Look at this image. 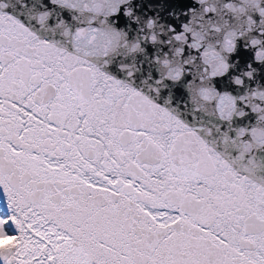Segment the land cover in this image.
I'll list each match as a JSON object with an SVG mask.
<instances>
[{
  "label": "snow or ice",
  "instance_id": "snow-or-ice-1",
  "mask_svg": "<svg viewBox=\"0 0 264 264\" xmlns=\"http://www.w3.org/2000/svg\"><path fill=\"white\" fill-rule=\"evenodd\" d=\"M0 264H264V0H0Z\"/></svg>",
  "mask_w": 264,
  "mask_h": 264
}]
</instances>
